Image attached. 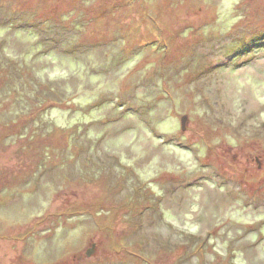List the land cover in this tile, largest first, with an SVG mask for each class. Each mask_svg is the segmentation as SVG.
I'll list each match as a JSON object with an SVG mask.
<instances>
[{"label":"rangeland","instance_id":"1","mask_svg":"<svg viewBox=\"0 0 264 264\" xmlns=\"http://www.w3.org/2000/svg\"><path fill=\"white\" fill-rule=\"evenodd\" d=\"M0 264H264V0H0Z\"/></svg>","mask_w":264,"mask_h":264},{"label":"water","instance_id":"2","mask_svg":"<svg viewBox=\"0 0 264 264\" xmlns=\"http://www.w3.org/2000/svg\"><path fill=\"white\" fill-rule=\"evenodd\" d=\"M187 117H188L187 115H184V116L182 117V123H183V127H184V128H185V126H186V120H187ZM95 245H96V244L94 243V244H93V247H95ZM93 247L90 248V250L88 251V254H90V253L93 251V249H94Z\"/></svg>","mask_w":264,"mask_h":264}]
</instances>
